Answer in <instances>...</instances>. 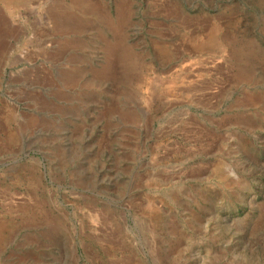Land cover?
<instances>
[{
  "label": "rangeland",
  "instance_id": "obj_1",
  "mask_svg": "<svg viewBox=\"0 0 264 264\" xmlns=\"http://www.w3.org/2000/svg\"><path fill=\"white\" fill-rule=\"evenodd\" d=\"M0 264H264V0H0Z\"/></svg>",
  "mask_w": 264,
  "mask_h": 264
},
{
  "label": "bare ground",
  "instance_id": "obj_2",
  "mask_svg": "<svg viewBox=\"0 0 264 264\" xmlns=\"http://www.w3.org/2000/svg\"><path fill=\"white\" fill-rule=\"evenodd\" d=\"M120 22V21H119ZM120 45V44H119ZM111 47V50L114 49V47L112 45H109ZM110 49V48H108ZM111 52V51H110ZM119 52V51H118ZM114 57V56H113Z\"/></svg>",
  "mask_w": 264,
  "mask_h": 264
}]
</instances>
